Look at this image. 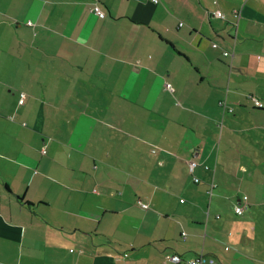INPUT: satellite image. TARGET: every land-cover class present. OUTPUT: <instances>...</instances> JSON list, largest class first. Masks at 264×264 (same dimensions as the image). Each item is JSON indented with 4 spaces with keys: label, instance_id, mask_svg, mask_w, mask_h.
<instances>
[{
    "label": "crops",
    "instance_id": "1",
    "mask_svg": "<svg viewBox=\"0 0 264 264\" xmlns=\"http://www.w3.org/2000/svg\"><path fill=\"white\" fill-rule=\"evenodd\" d=\"M154 1L0 0V264H264V0Z\"/></svg>",
    "mask_w": 264,
    "mask_h": 264
},
{
    "label": "built area",
    "instance_id": "2",
    "mask_svg": "<svg viewBox=\"0 0 264 264\" xmlns=\"http://www.w3.org/2000/svg\"><path fill=\"white\" fill-rule=\"evenodd\" d=\"M154 3L157 4L158 3V0H155ZM92 11H93V13L96 16H99V17H103L104 16V12L102 11V8L100 6H96ZM240 14H241V12L234 11V15L236 17H239ZM214 16L216 18H219V19H225L226 18V16L224 15V13L222 11H217L216 13H214ZM27 24L29 26H33V22L32 21H30ZM181 25H183V24H181ZM212 46H213L214 49H217L218 48V46L215 45L214 43H213ZM224 55L225 56H228V57L234 56V54L229 53L228 51H224ZM166 88H167L168 91L173 92V89H172V86L171 85H167ZM25 98H26V95L25 94H22V98L19 101L20 105H22L24 103V99ZM251 99H252V101L254 103V106L257 109H263L264 108V103L261 100L257 99V97H252ZM221 105L224 107V110H227L230 114L234 112V110L232 108L227 109L226 106L224 105V103H222ZM43 153L45 154V151L44 150H43ZM197 164L198 163H196L195 160L190 162L189 167H190V172L191 173H194V171L196 170V168L198 166ZM194 181L197 183L198 182V179L195 178ZM214 188H215V186H212V188H211V190L209 192L210 195L212 194V191H213ZM247 200H248V198L246 196L243 197V203L244 204L243 205L240 204V205H238L236 207L235 213L237 215L242 216L244 214V212L246 211ZM137 204H138V206L140 208H142L144 210H149L151 208V206L148 203H146V202H144V201H142L140 199L137 201ZM166 261H171V262H174V263H177V264H180L182 262L181 258L178 257L177 255L167 256L166 257ZM187 263L188 264H209V263L213 264L214 261L213 260L212 261H208L207 258H205L204 256H199V257H197V258H195L193 260L192 259L189 260Z\"/></svg>",
    "mask_w": 264,
    "mask_h": 264
},
{
    "label": "rangeland",
    "instance_id": "3",
    "mask_svg": "<svg viewBox=\"0 0 264 264\" xmlns=\"http://www.w3.org/2000/svg\"><path fill=\"white\" fill-rule=\"evenodd\" d=\"M218 149V148H217ZM217 149H216V152H215V155L217 156ZM224 150V147L223 149H221V151ZM237 150H241L242 154L241 156L243 157L245 163L248 164V160H249V157L246 156V154L249 153V150L250 148L249 147H246L243 145V147H241V145H237V146H232L231 148L227 147L226 148V152L230 155H238V151ZM253 150H256V152L258 153L256 156H257V159H253L252 162L249 163V165H247L250 170L252 172H255L257 178L256 179H249L247 180V182H245V184L243 185V193H247V195H249V197L251 199H254L255 196H256V193H255V190L258 188V187H262L264 185V148L262 149H256V148H253ZM252 150V151H253ZM236 155L234 157H236ZM237 158V157H236ZM233 159V158H232ZM250 181V183H249ZM264 196V195H263ZM261 196L260 198H262L261 200H264V197ZM228 214H232V212L230 210H227ZM233 217V215H232Z\"/></svg>",
    "mask_w": 264,
    "mask_h": 264
}]
</instances>
